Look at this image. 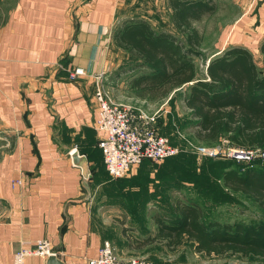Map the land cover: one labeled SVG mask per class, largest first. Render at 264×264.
<instances>
[{
	"label": "crops",
	"instance_id": "1",
	"mask_svg": "<svg viewBox=\"0 0 264 264\" xmlns=\"http://www.w3.org/2000/svg\"><path fill=\"white\" fill-rule=\"evenodd\" d=\"M135 1L153 0H11L0 22V264H12L24 242L39 239L51 242L63 264H88L106 242L131 253H116L130 260L135 241L145 239L121 231L115 243L93 200L95 177L87 180L103 156L96 84L100 81L108 93L106 84L115 79L118 85L123 72L129 92V81L140 73L129 55L121 60L114 31L126 20L141 18L153 26L151 19L159 17L157 10L136 11ZM189 86L153 103L162 110L161 121L174 115L171 105L176 107L181 96L195 124L185 104ZM123 97L156 107L130 92ZM74 153L83 159L81 166L74 164ZM153 223L150 236L156 234ZM26 264H47V258L31 256Z\"/></svg>",
	"mask_w": 264,
	"mask_h": 264
},
{
	"label": "trees",
	"instance_id": "2",
	"mask_svg": "<svg viewBox=\"0 0 264 264\" xmlns=\"http://www.w3.org/2000/svg\"><path fill=\"white\" fill-rule=\"evenodd\" d=\"M168 3L171 22L183 38L158 31L141 18L123 21L114 31L116 45L132 58L133 70L140 72L128 83L130 95L156 103L190 84L185 104L195 119L190 126L196 143L225 139L236 148L264 151V42L262 68L249 49L233 46L212 58L206 74L200 75L196 59L203 58L199 50L202 35L193 24L212 8L206 0ZM260 163V168L226 169L221 181L229 191L253 200L264 213V162ZM173 210L174 222L155 214L156 234L136 240L135 248L165 243L175 250L188 242L207 256L239 254L264 259V222L254 227L241 222H205L203 208L191 200H177Z\"/></svg>",
	"mask_w": 264,
	"mask_h": 264
},
{
	"label": "rangeland",
	"instance_id": "3",
	"mask_svg": "<svg viewBox=\"0 0 264 264\" xmlns=\"http://www.w3.org/2000/svg\"><path fill=\"white\" fill-rule=\"evenodd\" d=\"M206 1L212 8L211 12L203 15L199 22L193 24L202 35V45L199 50L203 58L196 59L200 75L206 74L208 61L233 46L251 50L256 64L262 68L261 56L258 55L257 48L264 42V0ZM11 4V0L0 2V22ZM131 4L132 2L129 4V9ZM134 8L138 12L151 11V14L157 10L154 14H159V17L151 19L153 27L158 31L171 30L174 35L183 38L171 22V13L168 15L167 10L170 6L165 0H153L150 3L135 1ZM121 52V60L124 56L129 58L128 53L123 50ZM122 68L128 67L125 65ZM114 76L116 77V74ZM126 77L120 72L118 85L115 79L110 84H106L109 87L108 94L117 103H132L131 100L123 97L129 93L125 90ZM181 98L178 97L176 101L174 97L177 105L176 107L174 104L171 105L173 109L171 113L174 115L168 113L165 122L160 119L162 110L159 109V104L152 103L156 106L154 108L148 105L145 107L149 113L159 111L155 127L161 135L168 136L170 142L180 149L178 155L162 161H143L119 178H113L103 162L101 166L103 160L100 158L94 164L96 166L93 174L87 176V180L95 177L93 200L101 208L104 222L110 224L111 228L108 229L116 244L119 243L121 231L137 239L153 235L155 226L152 217L155 214L163 216L169 222H174L173 205L179 199L198 203L203 208L205 222L219 221L223 224L241 222L251 227L264 222V213L253 200L229 191L221 181L224 170L238 166L253 167V165L260 168V161L263 160L234 159L231 153L236 147L228 144L225 139L203 145L196 143L190 132L189 112L180 102ZM163 103L160 105L162 108ZM173 116L176 120L174 124ZM112 248L119 257L132 255L122 254L120 248L114 245ZM125 251L127 252L126 249ZM133 258L145 259L154 264H264V259L243 257L239 254L207 256L204 253H197L193 244L188 242L175 250H169L164 243L152 244L134 251Z\"/></svg>",
	"mask_w": 264,
	"mask_h": 264
},
{
	"label": "built area",
	"instance_id": "4",
	"mask_svg": "<svg viewBox=\"0 0 264 264\" xmlns=\"http://www.w3.org/2000/svg\"><path fill=\"white\" fill-rule=\"evenodd\" d=\"M95 97L99 103L97 128L104 134L98 147L102 151L105 168L113 178L122 177L130 168L145 160L162 161L179 154L180 149L155 127L159 111L149 113L144 107L145 102H137L138 105L115 102L100 81L96 84ZM231 155L237 160L261 158L264 162V151L259 149L233 148ZM20 182L17 181L18 184ZM57 255L49 240L39 239L34 243L24 242L15 252L12 264H26L27 258L31 256L48 258ZM88 264L154 263L139 258L122 260L110 243L106 242L98 257L89 260Z\"/></svg>",
	"mask_w": 264,
	"mask_h": 264
},
{
	"label": "water",
	"instance_id": "5",
	"mask_svg": "<svg viewBox=\"0 0 264 264\" xmlns=\"http://www.w3.org/2000/svg\"><path fill=\"white\" fill-rule=\"evenodd\" d=\"M208 64H209V62H208ZM208 64H207V66H208ZM72 158H73L75 165L81 166V161L83 159H81L77 153H74L72 155ZM47 264H63V263L56 256H50L47 258Z\"/></svg>",
	"mask_w": 264,
	"mask_h": 264
}]
</instances>
